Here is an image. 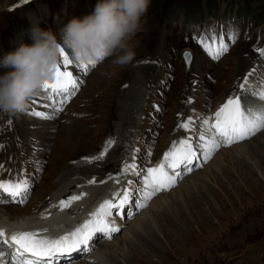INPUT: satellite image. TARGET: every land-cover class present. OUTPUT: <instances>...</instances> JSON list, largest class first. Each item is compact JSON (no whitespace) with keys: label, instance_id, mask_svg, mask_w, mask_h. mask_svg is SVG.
Here are the masks:
<instances>
[{"label":"rangeland","instance_id":"374dc122","mask_svg":"<svg viewBox=\"0 0 264 264\" xmlns=\"http://www.w3.org/2000/svg\"><path fill=\"white\" fill-rule=\"evenodd\" d=\"M96 3L0 0V56L23 43L31 44V29L36 26L50 29L61 41V29L72 18L91 14ZM211 30L217 38L223 34L229 43V51L218 61L197 42ZM230 34L235 35L234 43L229 40ZM129 45L135 53L129 65L114 66L112 58L106 57L87 74L71 55L74 63L69 71L82 84L55 119L41 121L28 115L33 108L51 111L44 107L52 102L41 95L43 88L28 98L26 111L0 112V154L4 153L17 169L12 179L23 175V153L19 154L14 136L20 124L29 135L31 148L27 202L8 205V201H2L0 206H29L50 193L60 180L87 183L95 178L97 183L91 186L100 189L111 180L100 181L118 170L112 175L116 176L125 163L135 162L143 169L156 166L174 140L191 137L196 148L201 143L197 122L204 116L214 122L215 112L229 97L240 96L246 106L260 103L250 90L264 77V57L257 51L264 49V0H150ZM185 49L193 53L190 66L182 57ZM246 76V89H236L234 83H245ZM231 87L234 91L226 95ZM260 88L264 89V84ZM189 98L192 103H188ZM189 117L194 121L191 130L177 127ZM109 138L115 142L103 159L91 163L83 159L99 156ZM47 140L56 150L43 158L41 146ZM239 145L244 147L242 155L233 156ZM179 171L176 186L158 193L139 211L132 206L136 202L134 193L132 204L125 208V213L134 215H114V224L121 231L111 240L102 234L93 238V254L102 249L113 264H264V129L245 141L221 147L207 163L201 157L194 162L192 172L183 168ZM101 172L105 175L99 176ZM119 179L114 191L127 187L129 179L134 181L133 188L139 186L136 176L124 174ZM143 214L149 219L140 227L142 236L124 245V238L131 235ZM75 223L79 226L83 221ZM67 226L63 225L66 232L62 230V235L67 233ZM137 251L150 263L137 259ZM84 256L75 262L88 261Z\"/></svg>","mask_w":264,"mask_h":264},{"label":"snow or ice","instance_id":"6c2138e0","mask_svg":"<svg viewBox=\"0 0 264 264\" xmlns=\"http://www.w3.org/2000/svg\"><path fill=\"white\" fill-rule=\"evenodd\" d=\"M28 2L29 0H22L23 4ZM229 40L234 43L235 35L230 34ZM197 42L214 61H218L229 51V43L225 42L223 34L217 38L214 30H211V34L201 35ZM257 51L264 57V49H257ZM184 57L190 66L191 54L185 52ZM73 63L70 52L62 49L61 60L57 65L54 81L45 82L41 93L46 100L52 102L44 104V107L50 108L51 111H37L33 108L28 115L39 118L41 121H51L64 111V106L76 94L82 84V81L74 76L72 71H69V66ZM96 65L97 62L80 63L77 67L84 74H87ZM247 81L248 77L246 76L245 83L239 85L242 90L246 89ZM262 84H264V77H261L259 84L250 90L253 96L258 97L259 104L246 106L242 104L240 96L229 97L215 112L214 122L210 121L208 116L201 117L197 122L201 129L197 138L201 143L196 148L193 147L191 137L182 138L179 141L174 140L156 166L143 169L138 167L135 162L125 163L116 176L110 174L107 179L115 180L117 184L120 183L121 175L136 176L139 178V186L133 188L134 181L129 179L127 187L112 192L110 198L99 203L96 209L90 213V218L74 230L57 238L42 235L40 230L17 231L11 235L10 239H7L4 230L0 229V243L10 250L7 253L0 251V258L7 259V264H59L77 252L90 254L93 248L90 247L89 242L97 233L103 234L104 238L111 240L114 233L121 231L113 222L114 215L116 217L128 215L129 218L134 215L131 211L125 213L126 206L132 204L134 193L136 194V202L132 206L139 211L147 207L148 203L158 193L169 191L176 186L181 177L179 171L181 168L185 172H192L194 162L201 157L204 163H207L221 147L245 141L264 129V89L260 88ZM188 103H192L191 98H189ZM193 123L192 117H189L177 127L189 131ZM114 142V139L109 138L105 141V149L100 152L99 156L84 157L83 159L88 163L103 159L107 148ZM0 148H3V145H0ZM195 166L202 165L196 163ZM2 168L3 165L0 164V169ZM21 171L23 172V170ZM105 182L100 181V183ZM87 183L93 185L97 181L93 178ZM30 191L31 184L23 175L18 179L0 180V196L7 194L9 202L26 203ZM86 195V193L70 195L66 199H61L57 204L51 205V207L63 211ZM42 218L47 219L48 217L42 214ZM43 231L47 232V229Z\"/></svg>","mask_w":264,"mask_h":264},{"label":"clouds","instance_id":"9594fccd","mask_svg":"<svg viewBox=\"0 0 264 264\" xmlns=\"http://www.w3.org/2000/svg\"><path fill=\"white\" fill-rule=\"evenodd\" d=\"M149 5L150 0H97L91 14L72 18L61 29V41L50 29H31V44L0 56V112L27 110L28 98L55 78L62 49L81 64L111 57L114 66L129 65L135 56L129 41Z\"/></svg>","mask_w":264,"mask_h":264},{"label":"bare ground","instance_id":"6f19581e","mask_svg":"<svg viewBox=\"0 0 264 264\" xmlns=\"http://www.w3.org/2000/svg\"><path fill=\"white\" fill-rule=\"evenodd\" d=\"M236 83H234L235 88L241 90V88L238 87L239 85H237L238 83L237 84ZM248 83L249 82H247V85H248ZM233 89L234 88H232L230 90V92L228 94H226V95H230L232 93V91H234ZM226 97H228V96H226ZM247 100H249V98H247ZM244 102L247 103L248 101L245 100ZM219 103H220V101H219ZM62 126H64V124ZM25 131L22 129V126L20 124V126L14 131V136H15V140L18 139L17 144L19 145L18 146L19 147V149H18L19 150V154L23 153V157L21 156L22 157V159H21L22 163H21V167L20 168H22V170H23L24 177L27 178V176H28V174L30 173V170H31V166H29L30 159H31V148H30V144L28 143L29 140L27 139V137L29 135L26 136ZM41 137L44 138L43 136H41ZM42 142H43V139H42ZM255 145L257 146L258 144H255ZM243 149H244L243 145H239L236 148V150L233 151L232 155L234 156V153H237L238 155H242ZM55 150L56 149L54 147V144H51L50 140H49V142L47 140L41 146V154H42L43 158H45L49 153L52 155V151L54 152ZM13 152H15V151H13ZM254 153H256V152H254ZM54 154H56V153H54ZM59 155H60V153H59ZM228 155H230V154H228ZM27 161H28L29 168L26 167L27 166L26 165ZM0 164L3 165V168L0 169V180H8V179H11L12 177H14V175H17V171H16L17 169L16 170L14 169L15 167H14L13 163L12 162L10 163L8 161V158H6L4 153L0 154ZM117 171L118 170H115L114 173H112V175L115 174ZM18 172L20 173V171H18ZM1 173H3L4 175H2ZM104 173L101 172L99 174V176H101ZM251 173H253V172H251ZM46 176H47V174H46ZM107 178L108 177H105L103 180L106 181V180H108ZM109 182H110V185L106 184L105 187H101L100 189H98V188H94L91 185H89L88 183H84V182H82L80 180H76V181L73 180L72 182H69V183H65L63 180H60L58 182V184H56L51 189L50 193L48 192L40 200H38L35 203L33 202L29 206H26V207L0 206V229L4 230L5 238H7V239H10L11 235L14 232L23 230V229H25L27 227L30 228L29 231H37V230L47 229L48 234H56V232L61 231L60 234H59V236H61L64 224H66V223L68 224L67 232L69 230L70 231L74 230L76 227H78L77 223L73 224L74 221L80 220V222H82V221L84 222L85 220L89 219L90 218V213H92L96 209V205L98 206V204L101 203L103 200H105L107 198H110L111 193L114 192V187L117 186L118 184L115 182V180H111ZM193 182L196 183L194 180H193ZM80 193H86L87 195L84 196L81 200L74 202L70 208H67V209H65L63 211H60L58 208L51 207V205L57 204L61 199H66L70 195H79ZM0 200H1L0 202H2V201L7 202L8 201L7 202V203H9L8 205H10L12 203V202H9V198L8 197H1ZM1 205H3V204H1ZM42 214L46 215L48 218L47 219L42 218ZM147 217H148L147 214H143L142 216H140L139 219L136 220L135 227L131 229L132 230V233H131L132 236L131 235H128V236L126 235V237L124 238V245L126 243L131 242L133 237H136L138 235L142 236V234H141L142 231H141L140 227L142 226V224H144V222L147 221V219H149ZM80 224H82V223H80ZM69 226H71L70 229H68ZM63 232H66V231L63 230ZM129 232H131V231H129ZM129 232H127V234ZM97 236H99V234H97L95 236V238H97ZM93 242H94V240L91 241L90 247H91ZM0 251L6 252L5 247L0 245ZM106 251H108V250H106ZM105 254H106V252H105ZM80 255H82V256L85 255L84 257L88 256L89 259H88V257H86V259H88V261L83 260V261L75 262V260ZM106 256H108V255L106 254ZM106 256L104 255V252L102 251V249H100V250L97 251L96 254H93V251L90 254H86V253H83V252H77V253H74L72 255L73 258L68 259V260H63V261H64V264H113L108 259L109 256H108V258H106ZM144 257H145V255L143 256L141 254V251H137V259H139L140 261L143 260L145 262L150 263L148 261V257L147 258H144ZM0 264H7V259L0 258Z\"/></svg>","mask_w":264,"mask_h":264},{"label":"water","instance_id":"95a60500","mask_svg":"<svg viewBox=\"0 0 264 264\" xmlns=\"http://www.w3.org/2000/svg\"><path fill=\"white\" fill-rule=\"evenodd\" d=\"M185 52H188V53H190L191 54V57L193 56V53H192V51L190 50V49H185L183 52H182V56H183V58H184V60H185V57H184V53ZM186 61V60H185ZM187 63V62H186ZM187 65H188V63H187Z\"/></svg>","mask_w":264,"mask_h":264}]
</instances>
